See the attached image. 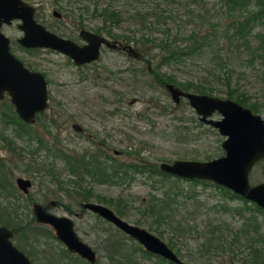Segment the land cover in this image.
Returning <instances> with one entry per match:
<instances>
[{"label": "rangeland", "instance_id": "374dc122", "mask_svg": "<svg viewBox=\"0 0 264 264\" xmlns=\"http://www.w3.org/2000/svg\"><path fill=\"white\" fill-rule=\"evenodd\" d=\"M27 1L36 6V19L47 29L61 36L82 43L83 40L78 35L81 27L91 30L102 27L100 29L102 34L131 43L140 53H144V57H148L149 54L152 56L150 61H147L128 56L122 50L102 46L98 60L81 67L58 50L45 47H22L17 41V38L22 35V30L18 27L20 20L14 19L10 23H4L1 29L10 38V50L32 69L46 75L50 98L49 108L40 120L32 123V128L48 139L54 138L55 135L60 138L65 137L66 140L63 141L65 146L75 151L81 147L88 149L93 143L105 141L109 144L105 148L112 154L116 151L114 156L118 160L128 162L145 159L158 165L161 161L204 160L224 154L221 147L224 135L220 134L216 127L201 121L185 97L175 102L165 85L155 78L154 71L170 73L179 82L192 81L200 86L201 92L223 98L227 97L229 87L235 88L237 92L246 94L249 101L255 102L258 107L257 112L264 116V17L262 15L252 21V29L246 36L247 42L232 50L229 47V40H226L224 35V27L228 22L225 11L226 0H198V5L196 2L186 5L185 0H175L178 2L170 4L174 8L173 17L161 19V22L165 24H152L155 20L152 14L147 15V20L127 18L136 11L144 15L146 12L153 13L154 10L161 14V18L164 17L163 11L155 7L157 0ZM257 2L258 0H250L244 11L239 10L234 13H239L240 18L249 15V12L256 14ZM106 7L121 10L122 20L105 21L102 10ZM54 8L62 13L61 18L52 14ZM189 9L192 12L186 15L184 12ZM215 21L217 25L210 28ZM164 27H168L171 34L177 29L185 32L190 29L196 31L198 28L205 30L210 28L214 31L215 38L211 40L210 46H207L204 55L162 62L158 48L152 49L151 45L150 49L147 48L150 42L144 43L143 40L145 37L161 36ZM107 29L112 32V35H108ZM178 42L181 41L178 40ZM189 90L198 92L192 88ZM3 102H10V99L7 96L0 99V107ZM212 116L220 118L221 115L214 113ZM74 121L84 126L85 133L81 134L71 127ZM1 133L16 136L13 134V125L6 127L3 122H0L1 147L6 144ZM16 137L21 144L30 142L28 136ZM47 142L50 145V142ZM55 150L52 149L58 156L55 161L56 169H59L61 173L58 178L66 183H58L49 176L33 178L29 175L28 169L31 167L48 166L49 160L45 158L46 149L41 150L42 156L35 157L34 161L28 150L19 153L17 158L10 149L4 147L1 150V160L6 167H0V171L7 170L10 173L8 177L13 182V195L8 196V199L19 204L15 213L11 214L17 215L21 226L39 225L49 229L54 235V230L49 225L32 220L31 204L33 201L45 204L55 199L57 204L50 206L49 210L72 217L76 233L95 249L96 261L90 264L124 263L125 259L121 254H116L114 259L109 257V241L105 239L108 236L116 237L124 242L121 245V251L129 253L133 251L135 264H167L155 254L143 253L141 251L143 247L138 245V241L118 230L107 220L90 210L79 207L77 188L67 184L70 182L69 171L64 168L68 165L67 160L65 159L63 163L62 157ZM18 174L31 178L32 187L28 194H22L16 186L14 178ZM131 174L133 175L131 180L125 178L118 183H98L87 177L85 184L86 186L92 184L93 191L107 199L122 198L124 202H128V212L122 217L145 227L167 243L170 240L174 250L179 248V255L186 264H229L230 252L227 254L223 250L201 251L198 243L202 238L196 236L203 233V223L207 219L237 223L236 214L222 212L218 205L216 207L213 205L223 200L230 205L242 204V199L225 198L214 184L206 187L201 184L191 186L189 181L177 179L172 174L148 177L145 175L146 172H133V170ZM71 178H74V175ZM263 179L264 159L255 164L250 171L251 183ZM163 182L173 187V190L181 187L184 189L181 192L183 194L185 191L190 192L191 189L196 194L185 203L179 197V203H174L168 211H163L160 217H157V214H141L139 208L145 209L152 194L159 195ZM2 196L0 195V199L6 203L7 197L3 199ZM89 200L97 201L95 196ZM99 202L115 209L109 201ZM75 212H81V214L75 215ZM261 217L259 216V219ZM261 222L264 231V221ZM52 234H35L26 228V238L12 237V242L26 253L30 252L34 264H89V262L85 263V260L75 261L74 256L78 255L70 251V254L63 256L61 251L66 248L65 244ZM49 246L52 249H49ZM43 249L45 251H40ZM247 251L246 247L238 249L236 255L238 258L235 256L233 263L243 264L242 258L247 255Z\"/></svg>", "mask_w": 264, "mask_h": 264}, {"label": "water", "instance_id": "95a60500", "mask_svg": "<svg viewBox=\"0 0 264 264\" xmlns=\"http://www.w3.org/2000/svg\"><path fill=\"white\" fill-rule=\"evenodd\" d=\"M14 19L20 20L18 27L22 35L17 38L19 44L58 50L77 65L98 59L103 45L110 48L117 46L116 41L87 28L80 29L79 34L85 42L79 44L47 29L35 18V6L27 0H0V99L7 94L19 117L25 121H32L36 112L47 108L48 91L44 73L25 66L10 50V38L1 27ZM122 48L133 57L140 56L131 43L124 44ZM165 87L175 102L185 97L201 121L216 127L224 135L221 142L224 154L204 160L161 161L159 167L172 175L211 180L264 208V179L256 183L250 181L251 169L264 156L262 115L232 98L184 90L173 82H166ZM214 113L220 114V118H213ZM73 125L77 129L80 127L76 123ZM16 181L27 192L31 185L30 179L19 176ZM84 206L112 222L148 251L173 263L185 264L166 241L145 227L123 218L110 206L96 201H86ZM33 209L36 219L49 224L54 229L55 237L68 249L91 263L95 262V250L78 236L69 216L47 211L40 203H35ZM11 236L12 230L6 225H0V264H33L13 244Z\"/></svg>", "mask_w": 264, "mask_h": 264}, {"label": "trees", "instance_id": "16d2710c", "mask_svg": "<svg viewBox=\"0 0 264 264\" xmlns=\"http://www.w3.org/2000/svg\"><path fill=\"white\" fill-rule=\"evenodd\" d=\"M173 2H178L175 0H157L156 1V8H160L161 11H163L162 15L164 17H160L161 14L157 12L156 10L151 12H146L144 15H142L139 11H136L135 14H132L130 16H127V18H142L144 20H147V15L152 14L154 15L155 20L152 22V24H165V22H161V19L166 20V18H172V12L174 11V8L170 5ZM185 4L189 5L191 2H198V0H185ZM250 0H226L227 9L226 14L228 18V22L225 24L224 27V35L226 37V40H229V47L233 49L238 48L242 43H246L248 38L246 37L247 34L252 29V21H254L256 18L260 17L261 15L264 17V0H258L256 3L258 5V11L254 13H250L249 15L245 16L244 18H240L238 15L239 13L235 14V11L239 10H245L246 5H248ZM163 4H169L170 6H164ZM198 5V3H197ZM102 14L104 15V20H109L112 22H119L122 20V11L116 8H103ZM165 11H168L165 13ZM192 12V10H186L184 13L186 15H189ZM258 13V14H257ZM254 14V15H253ZM252 15V16H250ZM141 19V20H142ZM145 25V23H144ZM151 25V23L149 24ZM214 28L215 25H217V22H212ZM102 27H98L95 29L97 32H101L100 29ZM210 28L207 30L205 29H196L195 30H189V31H181L179 29L176 30L174 33H170V29L168 27H164L163 34L159 37H145L143 42L149 41L150 44L147 46V48L150 49V45L152 49L154 47H157L159 52H161V61L162 62H169L171 60H181L183 58H190L194 56L204 55L206 53L207 46H210V42L212 39L215 38L214 31H211ZM205 30V31H204ZM108 35H112V32L107 29ZM171 35V36H170ZM217 38V37H216ZM181 41V42H178ZM259 48V47H258ZM144 53L141 52L138 59H144L147 61H150L152 56L149 54L148 57H144ZM151 56V57H150ZM264 57V55H263ZM148 67V66H147ZM155 78L161 82L162 84H165V82H173L174 84H179L178 86L182 89H193L201 92V88L199 85L194 84L192 81H186V82H179L177 81L173 75L167 72H159L154 71ZM228 80V79H227ZM226 96L228 98H235L238 102H240L243 105H248L252 110L257 111L258 107L255 102L249 101V97L244 94L237 92L235 88L229 87L227 89ZM12 103L11 102H3L2 107H0V120L4 124L11 123L13 127L17 130H20L23 134L29 135L31 130L28 124L21 121L18 116L14 113L12 109ZM11 108V109H9ZM14 153L15 150L8 146ZM60 151V150H59ZM60 155H62V152H59ZM99 155H95V153H92L89 155V157L86 158V154L84 153L83 159L81 160V165L83 169L81 171H73L72 174L78 173L81 174L84 179L90 175L93 179H97L99 182H108V183H118L119 181H123L125 178L132 179L133 175L131 174V171H137L141 173L146 172V176H154L157 174L167 176L168 172L163 171L158 164L151 163L146 161L145 159H138V161H122L116 159L114 156H110V161H104L102 160ZM79 163V157L76 156V158L72 157L67 159V164L73 167H76V164ZM29 170V169H28ZM3 172V171H2ZM2 172L0 171V190L1 188L6 187V183L4 180H8L7 177H5ZM84 172V173H83ZM89 174V175H88ZM79 176V175H78ZM177 179H182L185 181H189L192 185L195 184H201L202 186L206 187L211 185H215L220 189V193L225 198H240L242 199V204H233L230 205L226 200L216 202L213 206L216 207L218 205L219 209L222 210V212L225 213H231L232 215H237L238 220L236 222H227L226 220H211L207 219L203 223V233H199V237L202 238V240L198 243L199 244V250L205 251V252H211L216 250H223L225 253H231L228 257L229 264H234V258L238 253V249L240 248H248L247 255H245L242 258L243 264H264V231L262 230V222L264 221V208L260 207L258 204H256L253 201L247 200L246 198L240 196L239 194L233 192L227 187H224L223 185L217 184L212 182L211 180L207 179H199V178H187V177H181L175 175ZM155 185L154 183L152 184ZM166 188H163L165 187ZM177 190H173V187H171L169 184L163 182L162 183V190L157 194H152L151 198L149 199V202L146 204L145 209L139 208L141 214L148 213L153 215H158L157 217H160L161 213L163 211H168V209L174 204L179 203V197H181L182 202L185 203L190 199L191 197H194L196 193L190 190V192L185 191V194L181 193L184 189L181 187L176 188ZM1 192V191H0ZM181 193V194H180ZM180 194V195H179ZM91 196H94L92 194V191L87 186H83V192L82 197L84 199H88ZM96 199L99 201L104 202H110L114 205L115 211L120 216H125L128 212V202H124L122 198H117L113 200L112 198H105L101 196L100 194L95 195ZM103 197V198H101ZM141 203L144 204L143 200H141ZM248 213V214H246ZM9 211L6 208L0 207V221L3 220L4 223H8L12 226L13 223L10 220L9 217ZM230 214V215H231ZM7 215V216H4ZM262 215V217H261ZM259 216L261 217L259 219ZM4 217V218H3ZM192 229V228H191ZM189 230V229H188ZM186 230V231H188ZM122 241L120 239H115V237L109 239V250L110 254L109 257L111 259H114V254H121L125 261L123 264H135V261L133 260V251L131 253L127 251H121V245ZM169 245L171 247H174L173 243L169 240ZM63 252L69 253L67 249H62ZM143 253L149 254L148 251L145 249H141ZM177 253H179V248L176 249ZM76 259H80V257H75ZM236 258H238L236 256ZM161 261L166 262L167 264H176L169 260H166L164 258L160 259ZM123 262V261H122Z\"/></svg>", "mask_w": 264, "mask_h": 264}, {"label": "flooded vegetation", "instance_id": "af4514ba", "mask_svg": "<svg viewBox=\"0 0 264 264\" xmlns=\"http://www.w3.org/2000/svg\"><path fill=\"white\" fill-rule=\"evenodd\" d=\"M30 3V2H29ZM32 4V3H31ZM35 6V5H34ZM36 10H37V8H36V6H35V13H36ZM55 12H58V13H55ZM52 14L55 16V17H57V18H61L62 17V13L59 11V10H57L56 8H54L53 10H52ZM36 18V17H35ZM81 28H85V27H81ZM80 28V29H81ZM80 29L78 30V35L80 36V38H82L81 37V35L79 34L80 33ZM88 29V28H87ZM93 31H95V30H93ZM95 32H97V31H95ZM97 33H100V34H102L101 32H97ZM59 35V34H58ZM104 35V34H103ZM104 36H106V37H108L109 39H111V40H114V41H116L117 42V46L116 47H114V48H110V47H107V48H109V49H114V50H122V51H124V52H126V54L128 55V56H131V54H129L128 52H127V50L126 49H123L122 48V46L124 45V44H127L128 42H125V41H120V40H118V39H114V38H110L109 36H107V35H104ZM67 38H69V37H67ZM70 39H72V38H70ZM72 40H74V39H72ZM82 40H83V42L82 43H79V44H83L84 42H85V40L82 38ZM75 41V40H74ZM75 42H77V41H75ZM21 45V44H20ZM22 47H25V46H23V45H21ZM103 46H105V45H103ZM25 48H38V47H25ZM135 48V47H134ZM137 48V47H136ZM135 48V49H136ZM101 49H102V46L100 47V53H101ZM137 50H138V48H137ZM138 52H139V50H138ZM139 54H141L140 52H139ZM138 54V55H139ZM101 55V54H100ZM100 57V56H99ZM135 58H137V57H135ZM20 59V58H19ZM21 61H22V59H20ZM98 59H96V60H92V61H90V62H93L94 63V61H97ZM23 62V61H22ZM90 62H86V63H84V64H82V65H79V66H81V67H83V65H87V64H89ZM23 64L25 65V66H27L28 68H30V69H32L27 63H24L23 62ZM77 65V64H76ZM32 70H35V69H32ZM45 79H46V84H47V91H48V82H47V78H46V75H45ZM5 96H7V97H9L7 94H5ZM49 104H50V98H49V91H48V106H47V108L46 109H44V110H42V111H39V112H36V115H35V118L32 120V121H25V120H23V119H21L20 117H19V115H18V113H17V111L15 110V107L14 106H12V109H13V111H14V113L18 116V118L21 120V121H23L24 123H26V124H28V126L30 127V130H31V132H30V134L29 135H26V134H23L20 130H17V129H15L14 127H13V134H15L16 136H19L20 138H22L23 137V135L24 136H28L29 137V141L30 142H28V143H24V144H21L20 143V140L16 137V136H10V135H6V134H2L1 133V135L3 136V138L6 140V144L5 145H3L2 147L0 146V155H1V157H0V167H2V168H4V167H6V165H5V163L1 160L2 159V153H1V150L5 147V148H8V149H10L8 146H10V147H12L14 150H15V152L16 153H14L13 151H12V149H10L14 154H15V158H17V157H19V153H21L22 151H26V150H28V152H29V154H30V156H31V158H32V161H34V159H35V157L36 158H40V156H42L41 154H40V151L41 150H44V149H46L47 150V152H46V155H45V158L46 159H48L49 160V164H48V166L47 165H42L40 168L38 167V168H36V167H31V169H29V171H30V173H29V175H31L33 178H37V177H39V176H41V177H47V176H49V177H52V178H50V179H52V180H57V182L58 183H66L65 181H63V180H60L59 178H58V175H61V173L59 172V169H56V164H55V161L58 159V156L56 155V152H54V151H52V149H56L55 151H58V153L61 151L62 152V155H60L61 157H62V160H63V163H65V161L68 159V157L70 156V158H76V156L77 157H79V163L78 164H76V167H73L72 165L70 166L69 164L67 165V166H65L64 168L66 169V171L68 170L69 171V174H68V176H70L68 179L70 180V182H68L67 184H70V185H74L77 189V192H76V195L79 197V198H77L78 200H77V203L79 204V207L81 208V209H87V210H90L89 208H86L85 206H84V202H86V201H92V200H89L91 197H94L96 194H100V193H98V192H94L93 191V185L91 184V185H89V186H87L88 188H90L91 189V191H92V194H94V196H91L90 198H88V199H84L83 197H82V192H83V186L85 185L86 186V184H85V181H86V178L87 177H90V175L89 176H87L85 179H84V177L81 175V174H78V173H74L73 175H74V178H71V177H73V175L71 176L70 174L71 173H73V171H81L82 169H83V167H82V165H81V160L83 159V155H84V153L86 154V158L87 157H89V155L90 154H92V153H95V155H99L101 158H103L102 160H104V161H110V159H109V157L110 156H114L115 155V152L116 151H113V154L112 153H110L106 148H105V146H107V145H109L107 142H103L102 141V143H99V142H96V143H93L92 144V147H88V149L86 148V149H84L83 147H81V148H78V151H75L74 149H72V148H69L68 146H65L66 144H65V142H63V141H65L66 140V138L65 137H59V136H57V135H55L54 136V138H50V139H48V138H46V136L45 135H40V134H38L37 132H35V130L32 128V123L33 122H35V121H37V120H40L41 119V117L43 116V115H45V111L49 108ZM1 109V108H0ZM253 112H255V113H258L257 111H254V110H252ZM262 117L264 118V116L262 115ZM0 122H2L1 120H0ZM74 123H76V124H78L80 127L77 129V128H75V126L73 125ZM4 125H6V127H8L9 125H12L11 123H9V124H4ZM71 127L75 130V131H77V132H79V133H85V128H84V126L81 124V123H79V122H77V121H74V122H72L71 123ZM23 134V135H22ZM5 140H4V142H5ZM47 141H49L50 142V145H48V142ZM69 142H70V139H69ZM53 145H52V144ZM104 144V145H103ZM60 150V151H59ZM73 151V152H71V151ZM115 157V156H114ZM66 159V160H65ZM264 159V156L258 161V162H260V161H262ZM257 162V163H258ZM256 163V164H257ZM34 168V169H33ZM10 171V170H9ZM28 171V170H27ZM84 173V172H83ZM2 174L5 176V177H7L8 178V180H4L5 181V183H6V187H4V188H1V189H3L1 192H0V195H3L2 197H3V199H5V197H7L6 199V203H4L3 202V200L2 199H0V207L1 208H6V209H9L8 211H9V217H10V220L13 222V224H12V226L11 225H9L8 223H4V221L3 220H1L2 221V223L0 222V225H6L8 228H10L11 230H12V236L10 237V239H11V241H12V237H24V238H26V228H29V230L30 231H32L33 233H35V234H40V233H43V234H47V233H51L52 234V232L49 230V229H45V228H43V227H41V226H34V227H26V226H21V223H19V220H17V215H15V216H13L11 213L12 212H14L15 213V211H16V208L19 206V204L18 203H14V202H12V201H10L8 198V196H12L13 194V182L9 179V177H8V175H10V173L7 171V170H3V172H2ZM79 175V176H78ZM19 176H22V175H16L15 176V178H14V181H15V184H16V186L18 187V189L22 192V194L24 193V194H28L29 193V191H30V188L32 187V180H31V178H29V177H27L28 179H30V181H31V185L28 187V190H27V192H25V191H23L19 186H18V184H17V177H19ZM24 177H26V176H24ZM90 178H92V177H90ZM92 181H96V182H98L99 183V181L97 180V179H93L92 178ZM0 184H1V182H0ZM96 202H99V200H97ZM35 203H40V202H37V201H33L32 202V204H31V207H32V211H33V218H32V220L34 221H36V222H39V223H42V224H46V223H44V222H41V221H38L37 219H36V216H35V213H34V204ZM43 207H44V209L45 210H47V211H50L49 210V207L50 206H52V205H56L57 204V200H55V199H51V200H49L47 203H45V204H42V203H40ZM115 210V209H114ZM90 211H92V210H90ZM50 212H52V211H50ZM92 212H94V211H92ZM116 212V211H115ZM78 213V215H80L81 214V212H75V215ZM95 214H97L98 216H100V217H102L100 214H98L97 212H94ZM55 214H57V213H55ZM59 215H62V214H59ZM68 216V215H67ZM69 218H71V220H72V222H73V227H74V230H75V226H74V220H73V218L72 217H70L69 216ZM103 219H105V220H107L106 218H104V217H102ZM108 222H110L109 220H107ZM111 224H113L112 222H110ZM47 225V224H46ZM49 225V224H48ZM114 225V224H113ZM115 226V225H114ZM49 227H51L50 225H49ZM118 230H120L121 232H123V233H125L123 230H121L120 228H118L117 226H115ZM52 228V227H51ZM53 229V228H52ZM75 232H76V230H75ZM125 234H127V233H125ZM128 235V234H127ZM79 236V235H78ZM129 236V235H128ZM131 237V236H130ZM112 237L111 236H108L107 238H105L106 240H108L109 241V239H111ZM131 238H133V237H131ZM115 239H116V237H115ZM118 239V238H117ZM134 239V238H133ZM136 240V239H135ZM85 241V240H84ZM122 241V240H121ZM137 241V240H136ZM123 242V241H122ZM88 243V242H87ZM14 244V243H13ZM89 244V243H88ZM124 244V242L122 243V245ZM169 244V243H168ZM90 245V244H89ZM138 245H140L141 246V244L138 242ZM91 246V245H90ZM50 247V246H49ZM65 247L67 248V246L65 245ZM92 247V246H91ZM143 247V246H142ZM19 248V247H18ZM65 248V249H66ZM93 248V247H92ZM173 248V247H172ZM20 250H22L21 248H19ZM24 249V248H23ZM49 249H52L51 247L49 248ZM94 249V248H93ZM108 249H109V245H108ZM143 249H145L144 247H143ZM67 250L68 251H70V252H73V251H71L70 249H68L67 248ZM95 250V249H94ZM146 251H148L147 249H145ZM23 251V250H22ZM40 251H45L44 249L43 250H40ZM110 251V250H109ZM176 251V250H175ZM27 256H28V258L31 260V257H30V252H28L27 251V253L25 252V251H23ZM149 252V254H155V253H152V252H150V251H148ZM177 252V251H176ZM61 253H62V255L63 256H66L68 253H65V252H63V251H61ZM73 253H75V252H73ZM95 253H96V251H95ZM111 253V252H110ZM131 253V252H130ZM70 254V253H69ZM75 254H77V253H75ZM146 254V253H145ZM179 254V253H178ZM78 255V254H77ZM134 255V254H133ZM156 256H158V258L159 259H161V258H163L162 256H160V255H158V254H155ZM79 257H80V259L79 260H82V261H84L85 263H88L89 261L88 260H86L84 257H81L80 255H78ZM180 256V255H179ZM74 257H77V256H74ZM114 257H116V255L114 254V256H113V258ZM165 259V258H164ZM78 259H75V261H77ZM167 260V259H166ZM32 261V260H31ZM96 261V260H95ZM91 262H89V264H90ZM94 263V262H93ZM34 264V263H33ZM142 264H146V263H142Z\"/></svg>", "mask_w": 264, "mask_h": 264}]
</instances>
